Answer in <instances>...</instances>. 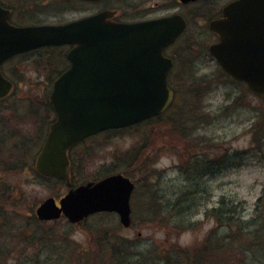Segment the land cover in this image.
Wrapping results in <instances>:
<instances>
[{"label": "water", "instance_id": "95a60500", "mask_svg": "<svg viewBox=\"0 0 264 264\" xmlns=\"http://www.w3.org/2000/svg\"><path fill=\"white\" fill-rule=\"evenodd\" d=\"M114 13L104 10L65 24L18 27L9 23L10 11L0 6V64L34 47L76 44L68 54L71 67L55 81L50 95L58 118L37 164L39 171L65 179L70 187V147L102 130L162 114L174 98L167 80L172 61L163 50L184 31L185 18L120 23L110 20ZM210 28L220 41L209 49L223 68L264 93V0H235L225 6L222 18L211 21ZM11 88L0 71V98ZM133 188L129 177L112 174L71 187L61 207L48 198L38 214L50 219L64 212L77 222L93 212L117 211L129 225Z\"/></svg>", "mask_w": 264, "mask_h": 264}, {"label": "rangeland", "instance_id": "374dc122", "mask_svg": "<svg viewBox=\"0 0 264 264\" xmlns=\"http://www.w3.org/2000/svg\"><path fill=\"white\" fill-rule=\"evenodd\" d=\"M105 4L108 5L109 2L106 1ZM98 7L99 5L90 6V12L97 11ZM87 13V11L81 8L76 11L72 10L63 13L40 14L42 15L40 19L47 23H54L57 21L64 22L79 18ZM202 23H204V20L201 19L200 16L196 19L192 18L187 35L189 36V40L195 41L197 54L199 53L201 55L200 63L192 64V66L189 65V67L183 65L181 74L184 78L191 76L199 77V79L202 77H209V80L205 84L203 81V85L204 87L212 86L211 89L206 91V94L203 95L201 100L197 101V98L192 97L190 101L195 105H197L196 103L198 102V112L205 113L199 106L209 109L212 119L206 122L204 119V122L198 124L197 128L194 126L193 128H196L197 131L192 132V134H184L176 129L175 126L172 130L171 127H173V125L168 119L148 126L143 136L141 130H130L117 134L106 133L89 139L88 145H86L88 146L87 157L89 166L87 167L85 176H88V171L89 175L91 174L92 176L98 172H102L103 174L109 170L116 169L117 167L119 168L122 166V162L114 163L113 158L115 153L119 160L124 150L132 146H137L138 144H146L143 156L153 161L151 163L152 165L149 166L151 172L141 167L138 169L130 168L133 178L135 177L138 183L137 189L132 197L133 226L136 227V229L133 231L132 228L127 230L122 227L116 214L102 213L95 216L93 215L78 227L71 226L64 219L60 220V222L57 223L58 227L54 228L58 236L64 237L67 235L73 237L86 247L89 243L107 236L106 232H104L105 230H112L116 236L121 237H138L137 233L141 231V236L143 238L146 239L153 236L158 240L154 242V246L148 244V246L143 247V249H155L157 246L160 247L161 243H164L163 246L168 245L170 240L166 237V233L169 232V230L163 228L161 224L154 222L151 217L154 216L155 211L159 213L161 208H163L164 201H161V199H163L162 196L180 191V184L183 183V178L177 170L180 162L183 160L181 155L182 150L185 149L188 152L196 153L201 150L200 148L209 149L210 144L216 145L214 149L216 150L217 157H221L227 152L230 153L228 159L232 162L227 170L219 172V177L217 176L218 178L211 182V184L215 185L213 186L214 191L212 200L218 202L220 197L227 196L228 198L236 199L238 201L237 203H242L240 207L242 217L237 219L239 218L238 216L234 219L235 224L233 228H238L239 222H243L244 225H246L252 218L256 224L259 223L258 215L260 212L258 213L254 208L264 190V144L263 139L262 143L260 142L262 135L260 136L255 132L251 125L259 115L258 111L253 110V107L261 106L264 100L252 94L248 87L243 84H236L231 79H228V77L221 79L218 64L208 52V46L212 42V37L210 34L208 35L209 29L204 27ZM198 30L199 36H191ZM186 54L188 56L189 52H186ZM29 62L30 61L23 60V58H18L14 60L12 64L17 68V72L24 77V82H22L21 86H23L25 82H28L29 85L32 86V89L36 88L37 97L42 98L43 85L39 83V80L43 77L40 73L42 72L45 74V70L42 71L41 68L38 69L37 67L34 69V65ZM27 64H29V66H27ZM11 66L10 62L5 68L7 72ZM39 66L43 67V64H39ZM25 67L28 69L25 70ZM177 72L178 70L176 73ZM9 74L11 73L9 72ZM181 81H184L183 78ZM181 92L184 96L177 97L173 108L181 106V111L178 113L184 112V114H188V102H185V97L189 95L187 86L183 87ZM15 94L16 96L14 98H18L23 94L30 95L27 91V87L16 90ZM236 97H239V99L234 103L233 100H235ZM20 104L21 103H18L11 108L23 110L24 107ZM37 115L40 116V113ZM29 117L35 124V116ZM0 118H4L2 119L3 122L11 118V124L19 128L34 127L30 119L24 121L19 118L11 117V114H6L1 111ZM193 137L202 138L204 141L208 142H206V144L198 143L197 145V141L193 140ZM145 139L147 140L145 141ZM20 146L23 148V152L26 151L27 148L32 147V145L26 141L21 142ZM12 151L11 149L10 153ZM37 151L38 145L35 142L32 150L28 152L26 161L20 165L21 167L23 166V168L16 170H12L14 169L12 168L6 172H2L1 169L5 170L9 167L7 161L10 158V154L5 149L0 151V197L3 198L4 202L7 200L9 201L6 203L8 204L6 206V212H13L17 215L18 209L24 205V211L25 214H27L31 210V206L38 205L41 200L48 196L53 194L58 195L59 192L65 191L64 187L58 190L59 183L57 182L37 181L35 178H31V175H29L31 171L29 169L34 164V156H36ZM139 151L141 150L135 148L134 153ZM81 152L82 150L80 149L78 153L81 154ZM191 157L192 156L188 157L186 160L189 161ZM143 174L156 175H151L145 180H139L142 178L141 176ZM220 175L226 176L225 179H220ZM145 185L148 187L145 188ZM261 205H264V198L261 201ZM199 218L202 217L199 216ZM158 219L161 220L160 216H158ZM146 221L150 223L147 224L145 223ZM57 224L55 226H57ZM17 226H21V224L17 223ZM247 232V230L244 231L243 235ZM235 233H238V237L242 235V231H239V229H235ZM172 235L175 236L174 233ZM161 238L162 240L160 241ZM240 240L241 239L237 241ZM29 242L34 243L35 240ZM157 242H160V244ZM19 243V237L14 236L13 238L6 239L5 245L9 249V254L3 257L6 259L0 260V264L23 263L24 260L21 258ZM237 243L238 242H236V244ZM249 244V238L243 241V246L247 248V251L243 256H239L238 259L230 260V257L232 251L233 253H237L241 248L239 243L237 245L234 244V250L229 248V255L227 252L218 254L217 264H264V246L255 245L250 249L252 251H249ZM48 255L50 258L49 247L43 253V258L48 257ZM62 260L63 258L59 254L58 264H61Z\"/></svg>", "mask_w": 264, "mask_h": 264}, {"label": "flooded vegetation", "instance_id": "af4514ba", "mask_svg": "<svg viewBox=\"0 0 264 264\" xmlns=\"http://www.w3.org/2000/svg\"><path fill=\"white\" fill-rule=\"evenodd\" d=\"M104 1L105 0L96 2L83 1L82 5L79 3L80 1H76V6L79 5L82 9L87 11L88 13L85 15L98 13L103 10H113L115 13L111 19L125 23L159 19L173 15H183L185 17L188 23L187 29L175 42L164 49L165 57L172 60L173 64L169 79H174L175 69L180 70L183 65L189 67V65L192 66V64L200 63L201 55L199 53L197 54L195 41L189 40V36H187L192 18L196 19L200 16V18L204 20V23H202L204 27L209 29L208 35L210 34L212 37L210 45L212 43H217L220 37L210 29V22L214 19L223 17L224 7L235 0H109L110 5H108V7L102 5ZM98 5L97 11L91 13L90 6ZM34 7L35 6H33V8ZM40 10L41 9H39V11ZM17 15L18 13L15 11L13 13L11 10L12 21L17 20ZM27 24H29V22H20L17 25ZM198 32L199 30L191 36H199ZM65 48L68 47L66 46ZM186 52H189L188 56ZM23 55L27 56L26 61H30L29 63L34 65V69L38 67V69L41 68L42 71L45 70V74L42 72L40 73L43 77L40 78L39 83L49 84L53 75H55L54 72L59 68L56 67V63L50 67L43 65L45 68L39 66L43 57L42 48L33 49ZM12 61L11 59V61L9 60L4 63V69L7 64L11 62L12 66L10 69L14 70L15 67ZM67 65L69 67V62H67ZM27 66H29V64H27ZM24 69L27 70L28 68L25 67ZM12 72L17 74L16 71ZM232 81L238 83L235 80ZM181 82L180 80L176 81V83ZM29 94L30 95L23 94L18 98H14L16 94L13 93L7 99L0 100V111L11 114V117L25 121L30 119L29 116H35V124L34 121L30 119L34 127L26 128L13 126L11 124V118L4 122L2 120L4 118H0V151L5 149L10 154V158L7 161L9 167L5 170H1L2 172H6L12 168H14L12 170L23 168V166L21 167L20 165L26 161L28 152L32 150L36 142L38 151L36 156H34V164L29 169L31 171L29 175L37 181H53V176H47L37 171L36 162L42 146L49 135L51 124L53 120H55V116L53 110L50 111V113L45 111L43 107L46 101L43 98L37 97L35 89L31 92L29 91ZM18 103H21L20 105L24 107L23 110L11 108ZM39 113L40 116L37 115ZM23 141L29 142L32 145L31 148H27L24 152L23 148L20 146ZM206 142L208 141H198L197 145L198 143L206 144ZM215 147V144H210L209 149L200 148L201 150L196 153L188 152L185 149L181 152L183 160L179 164V170L183 178V183L180 184L178 197L179 220L176 223L154 221L161 224L163 228L169 230V232L166 233V237L170 241L166 246H163L164 243L160 244V242H157L161 245L160 247L157 246L155 249H143V247L148 246V244L154 246V242L158 240L153 236L146 239L143 238L141 236V231H138V237H121L116 236L112 230H105L104 232H106L107 236L99 238L95 240V242L89 243L88 246L84 247L73 237L67 235L64 237L58 236L53 229V224H57V221L40 220L36 215L38 219L34 224L36 227L28 226L31 225V223L26 221L27 215L24 211V205L18 209L16 215L13 212H6V206L8 204H0V231L3 230V226L10 228L12 225L18 230L17 234L20 238L19 251L21 253V258L24 260L22 264H58L59 254L63 258L61 264H217V256L220 254L218 251H221V253L225 251L228 255L230 254L229 248L235 229L241 228L244 232L247 230V227L243 222H239L238 228H233L235 223L231 219L233 216L232 198L223 196L220 197L218 202L212 200L214 191L213 186L215 185L211 184V182L219 177V172L227 170V168H220L221 170H218V158L216 156V150L214 149ZM11 149L13 151L10 153ZM190 156H192L191 159L187 161L186 159ZM201 160L204 166L202 168L200 165ZM225 177L226 176L220 175V179H225ZM42 201L43 200L39 203ZM38 206L39 204L36 206L33 205L30 209L35 210ZM6 213L12 215V217L7 218L5 216ZM218 213L221 214L220 220L217 219ZM199 216L202 218H199ZM15 218H17L16 222L14 221ZM6 219L8 221H6ZM85 221L78 223L77 226H80ZM17 223L21 224V226H17ZM145 223L149 224L150 222L146 221ZM133 225L134 222L129 227H124L123 225L122 227L127 230L132 228L134 231L136 227ZM30 229L33 230L31 231ZM173 233L175 236L172 235ZM31 235H35V237L30 240L27 239V236ZM32 240H35V242H29ZM161 240L162 238L160 241ZM219 242H223V245L226 246L219 247ZM0 243L5 245V241ZM48 247L50 248V258L49 255L43 258V253ZM2 249L5 248L0 247V250Z\"/></svg>", "mask_w": 264, "mask_h": 264}, {"label": "trees", "instance_id": "16d2710c", "mask_svg": "<svg viewBox=\"0 0 264 264\" xmlns=\"http://www.w3.org/2000/svg\"><path fill=\"white\" fill-rule=\"evenodd\" d=\"M6 2L0 0V3L2 5H4L5 7L8 8H12V10H14L16 13H18V15L16 16L17 20H14V22L16 24L20 23V22H38L40 21V17L43 15H47L49 13L52 14H56V13H63V12H69L72 11L74 9L77 8V3L74 0H5ZM107 2H109V0H105V2H103L104 4ZM78 2V1H77ZM81 3V2H79ZM33 6H35L33 8ZM39 9H41L39 11ZM52 52H49V54ZM57 54H58V58L54 57V62H53V57H49L46 58V56L42 57V61L40 62V64L45 65L46 67H50L53 64L56 63V67H59L54 73L55 75L59 74L66 66L67 64V59H66V51L63 47L57 48ZM45 68V67H43ZM221 69V68H220ZM219 69V70H220ZM220 77L222 78L224 74H222L221 72H219ZM54 76V75H53ZM225 76V75H224ZM52 78V77H51ZM219 78V77H218ZM209 80V77H202L201 79H196L193 78V76L191 77H185L183 83L181 82L180 84H175L173 85V88L176 90V93L178 94L179 97H183L184 95L182 94L181 90L183 89V87L187 86V90L189 91V95L185 97V101L189 102L190 99L192 97L197 98V101L201 100V98L203 97L204 94H206V91L210 90L211 87L210 86H206L204 87L203 85V81L204 84ZM215 80V79H214ZM213 85V84H212ZM210 87V88H209ZM30 91H32L33 89L30 87L29 88ZM259 97L262 98V100H264V94L259 95ZM239 99V97H236L234 101L237 102ZM191 105H188L187 107V111L189 112L188 114H184L183 113H178L180 110V108H182L181 106H178L177 108L174 109L173 112L166 113L163 114L161 116L149 119L145 122H143L142 124H139L138 126L135 127H131V128H127V129H123V130H114L111 132H108L107 134H117V133H122L125 131H130V130H141L142 132V136L145 134V129L150 126L153 123H158V122H163L169 119V122L172 123L173 127L172 130L174 129V126L176 129L180 130L181 132H183L184 134H192V132L197 131V127L198 124L203 123L204 119L205 122L206 121H210L212 118L210 117L209 114L207 113H201L198 112L199 108H198V102L196 103L197 105H195L192 102H189ZM203 111H205L206 108L199 106ZM46 112L50 113V111H52V109L50 108L48 99L46 100L44 107ZM254 111H258V116L256 117V120L254 121V123L251 125L253 130L255 132H257L260 136L262 135L260 142L262 143V139H263V144H264V102H262L261 106H257V107H253ZM194 126H196V128H193ZM201 129V127H200ZM147 139H145L146 141ZM193 140L195 141H204L202 138H194ZM146 144H138L137 146H132L126 150L123 151L122 155L120 156L119 160L116 157V153L114 156V163H119L122 162V166H120L119 168L117 167L116 169H112L109 170L105 173L102 174V172H98L94 175L91 176V174L89 175V171H88V176L86 175V171H87V167L88 165V161L86 159L85 156V149H81L82 152L81 154H79V151H76L77 149H73L72 153L74 152V155L77 154V156L79 155H83L81 157V159L77 162H74V160H76L74 158V160H72V169H73V183L74 184H79L80 182H86L88 180H96L101 178L103 175H107L110 174L112 172H122L125 173L127 175H129L130 177L133 178L132 173L130 172V168H135L138 169L139 167L149 170V172H151V170L149 169V166H151L152 162L150 158H145V156H143V151L145 149ZM135 148L140 149L141 151L134 153ZM118 152V151H117ZM143 156V157H142ZM85 165H86V169H85ZM149 176L151 175H156V174H147ZM144 176V174L142 175ZM141 176V177H142ZM135 178V177H134ZM148 179L147 177H143L142 179L139 180H145ZM59 182L58 185V190L61 189V187L63 186L64 182L62 181H57ZM155 194V193H154ZM154 196V195H153ZM156 196V195H155ZM165 196V195H164ZM164 196L163 199H161V201H164V206L163 208H161V211L159 213H157L158 211L154 212V216L151 217L152 220H157V221H174V223H176L178 221V194L176 193L174 196V199H169V200H164ZM264 198V190L262 195L259 197L256 205H255V210H257V212L259 213L258 215V220L259 223L256 224L255 221H253L252 219H250L248 224L249 227V238H250V246L249 249L252 248V244L255 243L257 244H264V234L260 236V231H263L264 233V205H261V201ZM9 201L7 200L6 202L3 201V198L0 197V204H6ZM236 202H238L236 199L233 200V216H232V220L236 219V217L240 214L238 211V206L239 204H237ZM156 205V203H155ZM7 218L12 217V215H8V213H6L5 215ZM158 216H160L161 220L158 219ZM221 214L218 213V218L220 220ZM6 221H8L6 219ZM14 221H17V218L14 219ZM27 222H30L31 225L28 226H34L32 225L33 222H35L34 219L31 220H26ZM8 225V224H7ZM14 225H12L10 228H8L7 226L4 227L3 226V230L0 231V242H4L6 241L7 238H13L15 237H19L17 234V229H15ZM36 227V225H35ZM35 235H31V236H27V239H31L34 238ZM264 246V245H263ZM0 247H4L5 249L0 250V260L6 259L3 258L4 256H6L7 254H9V249L6 245L0 243ZM251 251V250H249ZM204 253H208V252H204ZM246 253V249H243L242 252L233 257L232 260L237 259V257L239 256H243ZM6 261V260H4ZM220 264V263H219Z\"/></svg>", "mask_w": 264, "mask_h": 264}]
</instances>
